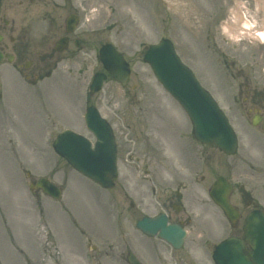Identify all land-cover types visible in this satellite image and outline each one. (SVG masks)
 <instances>
[{
	"label": "rangeland",
	"instance_id": "1",
	"mask_svg": "<svg viewBox=\"0 0 264 264\" xmlns=\"http://www.w3.org/2000/svg\"><path fill=\"white\" fill-rule=\"evenodd\" d=\"M225 1L69 0L72 6L82 2L89 11L81 21L90 42L84 59L59 63L51 76L31 91L23 90L6 63L0 65L4 97L0 98V264H128V250L155 264L152 252L142 250L149 246L135 222L157 210L155 196L161 195L160 189L167 193L178 186L186 193L189 184L179 186V180L192 168L201 176L193 189V193H200L201 201L190 212L194 230L183 249L185 253L188 246L194 247L189 264H205L204 247L198 244L213 243L227 233L221 224L224 220L206 200L205 190L216 175L230 179L243 189L245 200L252 199L264 208V132L250 125L244 99L236 94L239 81L264 89V41L237 32L230 36L223 30L233 21L234 12L242 14L246 9L257 27H262L264 0ZM62 2L3 0L0 4L2 14L29 28L31 45L37 46L35 36L51 27V18L45 14L63 15ZM161 37L173 42L182 61L226 113L238 136L235 154L201 145L193 164L187 156L192 158L197 148L188 147L191 142L178 148L177 130L187 133L188 121L181 122L183 114L174 111L172 100L142 61V49ZM104 42L115 45L131 69L125 85L107 80L91 98L111 118L115 117L114 109L121 114L114 129L125 157L118 163V175L110 189L99 188L73 172L50 148L59 129L72 124L77 127L87 83L101 66L96 56L98 44ZM9 139L20 143L14 154ZM21 166L31 170L35 178L47 176L60 185L61 198L54 201L41 196L40 212L35 204L38 198L27 186L30 180L20 177L24 171ZM186 199L194 197L191 194L182 199L188 209L191 205Z\"/></svg>",
	"mask_w": 264,
	"mask_h": 264
},
{
	"label": "water",
	"instance_id": "2",
	"mask_svg": "<svg viewBox=\"0 0 264 264\" xmlns=\"http://www.w3.org/2000/svg\"><path fill=\"white\" fill-rule=\"evenodd\" d=\"M99 58L104 69L115 79L125 82L129 68L123 56L111 44H104L99 49ZM143 60L152 68L163 87L179 102L188 114L194 137L201 143L212 144L227 154H232L236 148V137L224 114L207 91L194 78L192 72L175 54L172 44L162 39L158 44L144 50ZM105 79V74L94 76L91 92L99 90ZM90 130L97 140L92 148L91 142L70 130L61 132L53 148L64 157L77 171L105 187L112 186L111 178L115 175V153L111 132L105 126L88 121ZM37 187L43 192L58 198L60 190L47 180L39 179ZM232 185L219 176L213 183L210 196L232 220L238 216L236 209L228 201ZM138 227L144 232L155 234L173 241L169 236L170 227L165 226L162 217L156 220L143 219ZM243 237H230L216 248L213 258L216 264H264V213L254 211L249 214L243 226ZM183 232L179 237L183 236ZM243 241L251 247L249 252ZM129 262L137 264L130 256Z\"/></svg>",
	"mask_w": 264,
	"mask_h": 264
},
{
	"label": "flooded vegetation",
	"instance_id": "3",
	"mask_svg": "<svg viewBox=\"0 0 264 264\" xmlns=\"http://www.w3.org/2000/svg\"><path fill=\"white\" fill-rule=\"evenodd\" d=\"M1 1L3 0H0V2ZM254 1L256 0H250V2L248 0H244L245 3H252ZM62 3L63 8L65 10L63 15L57 16V12L55 10L54 11L56 13H53V15L51 13V15H49L48 13L45 14L46 16L51 18V27H46L44 32H41L35 36V40L36 42H38L36 43L37 46L31 45V41L33 39L31 37V34L29 35V33H27L29 31V28H25V26L20 25V23L19 25H17V22L14 17H8L7 14H2V7L0 4V52L3 56L0 65L2 63H6L9 66V70H11V72L15 74L16 79L19 81L22 88L27 91L31 89H36V87L41 81H43L45 78L50 77L51 73H53L54 69L57 68L59 63L78 57L84 59V54L87 53L89 50L90 42L87 39V35L81 28V21L86 16H88V9L84 8L82 2L81 4L75 6H72L69 3V0H63ZM5 10L3 7L4 12ZM67 29L70 31L69 33H67ZM83 71L84 69L83 67H81V72ZM236 94L239 97H243V106L245 107L247 115L251 118L255 117L256 120H258V128L260 129V131L263 130L264 132V89L262 87L252 85V83H250L249 81H246L245 85L239 81L236 85ZM83 96L85 99L84 104L86 106L90 104L95 105L98 109L99 114L103 118H105V120L112 127L116 141L117 161L119 163L123 156V152L121 150V142H118L116 138L114 126L119 125L121 114L114 109L115 117L111 118V116L105 113L95 104L94 101L91 100L92 95L84 94ZM238 96L234 99H238ZM77 120L79 121L77 127H81L87 133V137L92 138V135L83 128L79 116L77 117ZM72 126L75 125L72 124ZM123 126H125V124H123ZM178 134L179 131L177 135ZM178 143L180 147L183 146L181 141L178 140ZM200 146L201 145H199L193 140L191 144V149H197H195L194 154L192 153V158L191 155L187 156L186 154V156L191 159L193 164L199 158L198 154ZM180 147L178 148L180 149ZM126 154L127 156H130L131 149L126 150ZM149 177L150 175H148V178ZM200 177L201 176H199V171L196 168L189 169L187 170V174L185 175V177H182L185 178V181L183 182L182 178H180L179 180V186L184 183L189 184V188L186 193L184 192L183 188L181 189L177 186L176 190L169 191L167 193H164L162 188L159 190L161 195L155 196V201L158 208L154 213H151L148 216L155 217L159 214H163L165 216L166 225H173L175 228L185 231V235L181 240V246L179 248H175L171 243L165 241L164 239H161L158 235L147 236L141 234L143 236L142 238L146 240V244H148L149 246L146 247L145 250H142L148 251L150 254L152 252L155 264H189V256L191 255V251L194 247L193 245L188 246L186 249L188 250V252L186 251L185 253L183 252V249H185L187 240L190 238L194 230L193 221L195 222V220L193 219V214L190 213L193 211L191 207L194 206L196 203L199 205L201 201L200 193H193V189L197 188L200 183L199 180L196 181V179H199ZM211 182L212 181H210V184ZM190 183L193 184V187L192 184L190 185ZM205 191L207 192L208 189H206ZM191 194L193 195L194 199H186L188 204L191 205L188 206V209H186L184 208L185 205L182 199H184L187 195ZM244 195L245 192H243V189H241L240 187L237 188V185L234 184L233 191L230 195V201L233 205L238 207L240 218L236 221L235 224L226 222L225 231L227 233L222 238H216V240L212 241L213 243L204 241L203 243H201V245L198 244L199 248L204 247V255H202L201 253L200 255L204 257L205 264H214L212 262V253L215 249V246L222 239H225L229 236L238 238L242 236V223L243 219L246 217L247 214H249L253 210L264 211V208L260 205L255 204L254 200H245L243 197ZM206 200L210 203V208H212L213 210L215 209L218 214V206H216L211 200H209L208 197ZM243 205L245 207H243ZM129 206H133V203L130 202ZM138 220L139 219H137L136 222ZM130 255H134L137 261H139L141 264H149L150 262L148 260H143V258L140 257L139 254L128 250L126 251V260L128 264Z\"/></svg>",
	"mask_w": 264,
	"mask_h": 264
},
{
	"label": "bare ground",
	"instance_id": "4",
	"mask_svg": "<svg viewBox=\"0 0 264 264\" xmlns=\"http://www.w3.org/2000/svg\"><path fill=\"white\" fill-rule=\"evenodd\" d=\"M176 1L178 2V0ZM179 1H182V0H179ZM130 3L132 2L130 1ZM241 7H244V10H245L244 5ZM132 8L134 9V5H132ZM242 14L237 13V12L233 13V19H232L233 21H231V24L226 23L223 26L224 33L230 36H234L237 32L240 36L247 35L249 37L251 36L254 39H257L260 42L264 41V25L262 27L261 25H258L257 27L256 20H254L252 17L249 16L250 12L248 14L247 9H246V12L242 11ZM234 24L236 25V27L234 26L235 28L233 27ZM69 32L70 31L67 29V33Z\"/></svg>",
	"mask_w": 264,
	"mask_h": 264
}]
</instances>
